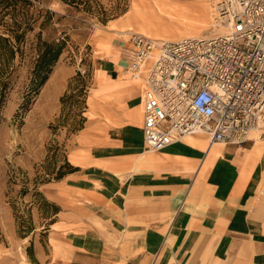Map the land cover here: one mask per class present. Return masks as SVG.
<instances>
[{
  "label": "crops",
  "instance_id": "0c3cea01",
  "mask_svg": "<svg viewBox=\"0 0 264 264\" xmlns=\"http://www.w3.org/2000/svg\"><path fill=\"white\" fill-rule=\"evenodd\" d=\"M97 35L111 40L93 49L85 120L66 151L75 169L41 185L58 210L42 242L31 230L26 263L264 264V135L237 146L196 134L147 150L142 84L121 70L128 39Z\"/></svg>",
  "mask_w": 264,
  "mask_h": 264
},
{
  "label": "rangeland",
  "instance_id": "374dc122",
  "mask_svg": "<svg viewBox=\"0 0 264 264\" xmlns=\"http://www.w3.org/2000/svg\"><path fill=\"white\" fill-rule=\"evenodd\" d=\"M99 2L112 14L105 23L97 16L71 9L60 1H43V7L54 11L55 15L42 30V38L52 40L67 37L66 48L29 108L20 111L18 108L34 58L32 46L36 43L38 27L29 33L24 58L1 109L0 241L5 246L2 255L9 258L7 264H27L32 259L31 229L37 228L38 239L41 242L44 239L42 230L54 209L44 203L40 187L67 170V145L83 123L84 99L98 67L93 49L96 47L101 51L111 40L108 35L103 38L97 34L108 30L119 41L128 39L134 32L173 40L183 36H204L221 30L215 25L216 0H188L186 3L173 0H120V6L124 9L120 12L116 9L119 0ZM121 70L125 72L123 68ZM76 72L82 76L84 89L78 80L69 85ZM123 76L131 80L129 75ZM133 82L139 83L140 80ZM65 93L69 98L63 106L60 98ZM257 135V132L252 133L254 137ZM12 224L15 236H10L8 232Z\"/></svg>",
  "mask_w": 264,
  "mask_h": 264
},
{
  "label": "built area",
  "instance_id": "2783aa9c",
  "mask_svg": "<svg viewBox=\"0 0 264 264\" xmlns=\"http://www.w3.org/2000/svg\"><path fill=\"white\" fill-rule=\"evenodd\" d=\"M215 13L222 31L205 37L128 38L124 70L141 80L147 150L196 134L237 146L264 135V0H219Z\"/></svg>",
  "mask_w": 264,
  "mask_h": 264
},
{
  "label": "trees",
  "instance_id": "16d2710c",
  "mask_svg": "<svg viewBox=\"0 0 264 264\" xmlns=\"http://www.w3.org/2000/svg\"><path fill=\"white\" fill-rule=\"evenodd\" d=\"M43 1L0 0V112L8 99V95L17 77L19 65L24 58V48L29 33L38 27L39 30L35 34L36 43L32 46L34 58L29 70L28 80L24 86L22 101L18 108L20 111H25L29 108L32 100L39 93L51 74L53 66L66 48L67 37L52 40L42 38V30L49 25L52 17L55 15L54 11L43 7ZM57 1L62 2L71 9L97 16L102 23H105L109 16L112 15L103 8L99 0ZM116 9L118 12L124 10L120 6V0L117 3ZM76 80L82 82L81 87L84 89L82 76L79 72H76L69 85ZM68 98L69 95L66 93L61 96L60 102L63 106L66 104ZM82 120L84 122L85 118L83 117ZM66 166L67 170L60 173L56 179L75 169L68 162H66ZM44 201L46 205L53 207V213L57 212L58 207L56 205L45 199Z\"/></svg>",
  "mask_w": 264,
  "mask_h": 264
},
{
  "label": "bare ground",
  "instance_id": "6f19581e",
  "mask_svg": "<svg viewBox=\"0 0 264 264\" xmlns=\"http://www.w3.org/2000/svg\"><path fill=\"white\" fill-rule=\"evenodd\" d=\"M219 0H216V2L215 3H217ZM217 7H218V5H217ZM217 24V22L215 23V25ZM220 31H222V29L220 30ZM220 31H218V32H220ZM208 35H210V34H208ZM208 35H204V36H183V37H205V36H208ZM179 38H181V37H179ZM179 38H177V39H179ZM156 39H163V38H156ZM164 40H169V39H164ZM173 40H176V39H173ZM126 74L127 75H129L127 72H126ZM129 78L131 79V80H134V81H137V80H140V78H132L130 75H129ZM141 81V80H140Z\"/></svg>",
  "mask_w": 264,
  "mask_h": 264
}]
</instances>
